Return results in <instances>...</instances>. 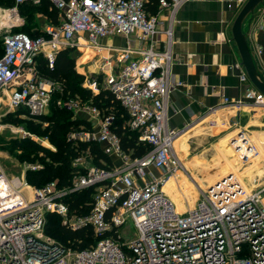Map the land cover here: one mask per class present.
I'll return each instance as SVG.
<instances>
[{
    "label": "built area",
    "instance_id": "2783aa9c",
    "mask_svg": "<svg viewBox=\"0 0 264 264\" xmlns=\"http://www.w3.org/2000/svg\"><path fill=\"white\" fill-rule=\"evenodd\" d=\"M42 1L15 0L13 6L0 8L4 48L0 94H9L12 109L45 113L60 83L38 73L37 57L43 54L53 67L59 51L80 46L83 37L88 42L85 49L103 54L105 88L127 110L129 128L151 149L133 157L111 129L113 114L70 99L67 106L90 116L86 119L91 128L72 129L68 140L99 142L106 154L116 155L121 163L111 168L92 166L75 174L70 187H60L57 180L30 185L25 173L40 165L27 164L22 177L0 169V264H264V183L255 179L253 188H248L234 173L227 174L183 212L163 190L166 181L183 168L175 143L185 130L168 125L167 105L171 91L180 84L171 74L174 18L187 0H158L157 12L149 10L147 0H48L59 10L58 24H46L37 37L13 32L24 23L20 5ZM164 10H168L165 19ZM160 33L164 39L158 40ZM117 35L126 38V46L99 42ZM240 77L248 79L245 74ZM223 103L264 110V93L251 86L242 97H224ZM237 136L244 145L234 150L247 164L251 155L246 150L257 157L258 149L244 132ZM237 140L232 137L230 144L236 145ZM89 187L95 188L91 208L77 214L65 199ZM49 213L59 215L73 230L91 226L99 239L83 249L53 239L45 230ZM130 221L135 238L122 242L119 230Z\"/></svg>",
    "mask_w": 264,
    "mask_h": 264
},
{
    "label": "crops",
    "instance_id": "0c3cea01",
    "mask_svg": "<svg viewBox=\"0 0 264 264\" xmlns=\"http://www.w3.org/2000/svg\"><path fill=\"white\" fill-rule=\"evenodd\" d=\"M245 2L246 0H187L176 11L173 24L171 74L172 80L180 84H177L170 93L167 120L171 128L183 129L185 133L178 137L175 144L180 140L184 143L185 140H191L196 136L206 142L208 137L222 134L232 124H238V120H261L256 114L253 116L251 111L255 109L249 105L237 108L233 104L223 103L224 97L236 100L242 97L247 87L253 86L249 79L241 80L240 75L234 72L233 65L236 61L239 66L241 59L233 39L232 24ZM20 13L22 15L21 10ZM161 14L164 19L167 18L168 10H164ZM38 17L36 21L38 30H43L46 24L53 23L50 17L45 14L42 16L41 12L38 13ZM19 28L20 26L15 27L14 30ZM242 29L252 53L256 72L264 80V4H258L245 16ZM156 39H164V35L160 33ZM79 42L85 53L81 54L76 63H80L88 51H95L91 48L85 50L84 46L88 43L85 38L81 37ZM99 42L114 47H124L127 44L126 38L120 35L100 38ZM134 44L139 45L138 42ZM258 48L262 51L259 52ZM242 71L244 72L243 68ZM261 112L264 114L263 111ZM239 132L242 131L237 129L230 134L227 133L226 139L220 142L229 154H235L238 162L230 161L224 155V162L228 168L231 165L241 167L244 165L239 161L234 145L227 144L230 136L233 134L235 137ZM253 133L261 134L259 146L260 149H264L261 147L264 144V132ZM246 137L248 138V135ZM263 159L264 155L260 159L253 158V161L248 163H252L250 166L256 168L258 162L254 164L253 162ZM111 160L114 166L121 163L116 155H111ZM202 169L204 173L213 170L212 167L204 168V166ZM214 176L206 179L207 185L215 181Z\"/></svg>",
    "mask_w": 264,
    "mask_h": 264
},
{
    "label": "trees",
    "instance_id": "16d2710c",
    "mask_svg": "<svg viewBox=\"0 0 264 264\" xmlns=\"http://www.w3.org/2000/svg\"><path fill=\"white\" fill-rule=\"evenodd\" d=\"M148 8L151 12H157L158 0H147ZM15 0H0L1 6H12ZM20 10L25 17L32 16L34 13L41 12L50 17V20L58 24L61 21L60 13L51 2L43 0L40 4L25 2L20 5ZM27 19V18H26ZM28 32L19 30L32 37L43 34V30L36 29V22L27 25ZM3 43L0 39V56L3 53ZM73 47H67L59 51L53 67H50L47 59L40 54L36 60L38 73L45 78L60 83V91L56 89L51 98L49 111L40 114L35 120H27L32 132L39 135L47 136L54 148H48L40 144L31 137H25L22 140L14 139L12 141V150L21 149L18 154L24 162L42 163V167L37 170H27L25 173L26 180L33 186H42L49 181L57 180L60 187L72 185L75 174L86 172L84 166L74 165L73 158L76 154L88 150L93 156V163L103 168L114 166L111 156L106 154L100 143L96 141L85 142L77 141V146H73L72 141L68 140V133L72 129L86 127L91 128L90 123L85 118H73L71 111L65 106L57 104L59 98L63 99H82L91 100V104L98 107L105 115L113 114L114 119L111 123V129L120 137L121 147L125 152L130 153L133 157L144 155L150 145L139 139L138 132L129 128L127 122L129 115L124 106L115 98L114 94L103 88L99 92L93 93L81 85L83 75L74 68L76 57ZM90 52V51H88ZM23 112L24 115H30L25 108H20L16 113ZM32 116V115H31ZM77 172V173H76ZM95 188L71 192L67 195L65 201L69 203L72 211L77 214L88 213L91 208L92 194ZM46 232L55 237L62 243L72 246L76 249H83L97 242L99 236L94 233L91 226L70 229L61 224V217L55 213L47 215Z\"/></svg>",
    "mask_w": 264,
    "mask_h": 264
},
{
    "label": "rangeland",
    "instance_id": "374dc122",
    "mask_svg": "<svg viewBox=\"0 0 264 264\" xmlns=\"http://www.w3.org/2000/svg\"><path fill=\"white\" fill-rule=\"evenodd\" d=\"M260 3L264 4V0H262ZM1 7H10V6H1ZM38 13L39 12L37 11L32 16H27V17H25L24 14H22L25 22L22 25H20L19 29L17 30L13 29V32H16L19 30H24L25 32H28L29 30L27 28V25L33 24L38 20L39 18ZM42 16H44V13H42ZM82 53H85V52H84V49L81 48V46L74 47L73 52L71 51V54H74V56L77 59L81 56ZM102 63H103V54L97 51H94V52L90 51L89 53L87 52L86 56L82 58V61L80 63H76L74 66L75 70L79 72L81 75H83L81 85L87 89H90L93 93L99 92L101 89L105 88L106 86L104 82L105 74L103 73L104 69H103ZM62 90L63 89L60 88V91ZM69 100L70 99L59 98L57 101V104H59L60 106H65L67 109H69L71 111L73 118H85L86 119V116H88L87 114H83L79 110H77L76 112L75 110L67 106V103L69 102ZM76 100L81 103L91 102V100H87V99L84 100L81 97L76 98ZM19 109L20 108L12 109L10 107L9 94L7 93L0 94V169L4 170V172L8 174L9 176L22 177L24 175V172L26 171L27 164L28 165L35 164V165L42 166V163L40 161L24 162L21 159V157L18 156V154L21 153L22 150L21 149H17V150L11 149L12 141L14 139L22 140L25 137H31L34 140L40 142V144L43 146H46L48 148H54V147L52 143L49 141V139L47 138V136H44V135L42 136L35 132H32V130L29 128L28 126L29 123L27 120L33 119L37 121V119H35L36 117H33V116H38V115L31 116V115H24L23 112L16 113V111H18ZM253 109H255L251 111L253 116L256 114L261 117V120H238V124L236 123L237 125L232 124L231 126H229L228 129H225L226 131L224 133L219 134L217 136L215 135V136L208 137L206 142L201 141V139H198L196 136L192 138L191 140L189 139L187 141L185 140L184 143H183V140H180L178 144H175V153L180 158L182 162V167H183L181 168L179 172H181V174L184 175V177H186L189 183H191L193 186L197 188V192L194 194H191V196L187 197L185 195H182L181 197H179L181 198L183 211H186L188 208L195 206L196 203L202 198L203 190L200 191L199 187H203L204 190L206 189L205 181H207L206 179L210 178L209 176L215 175L214 179L215 178L218 179L221 177L223 173L227 172L229 169L231 170L232 167L236 169L237 172L241 173L244 169L250 168L249 166L252 165V163L250 164L248 163V165L244 164L243 167L231 165L230 168H228V166H226L224 162L225 161L224 155L230 161L235 160L237 162V160L235 159L236 157L235 154L234 155L229 154L228 151L225 150L224 147L220 145L221 144L220 142L226 139L227 133L230 134L237 129H240L242 132H246L247 133L246 135H248L249 141L253 142L260 151L261 155L258 157V159H260L264 155V149L263 148L260 149V146H259L260 145L259 139H260L261 134L253 133V132H262V133L264 132V114H262L261 112V111L264 112V110L260 108H253ZM48 111H49V107L45 113H47ZM93 126H94V123H93ZM233 136H234L233 134L230 136L231 138L230 140L228 139L229 141H227V144L230 143ZM235 136L237 137L238 140H237V146L234 145V148L235 146L238 147V144L242 145V143H244L243 139L242 141L241 139H239L240 136H237V135ZM180 143H183V144H180ZM73 146H77V142H74ZM261 147H264V144ZM247 152L249 153V149H247ZM75 160H78L77 166L80 165V166L85 167V171H87L92 166H97L92 162L93 156H91L88 150L84 152H80L79 154H76V156H74L73 158V161ZM239 161H241L240 158H239ZM250 161H253L252 155H251ZM256 162H258V164L256 165V169H254L255 171H254L253 176L248 175L249 171L242 175V179L248 188H253L252 187L254 183L253 181L255 179L257 180V183H260V184L264 183V159L259 160V161L258 160L254 161L253 164ZM203 166L204 168L212 167L213 168L212 172L204 173V170L202 169ZM79 173H84V172H79ZM250 177H252L251 180H250ZM186 183H187L186 181L183 182V180L182 181L180 180L179 183L177 184V189L175 190V193H181V190H183L182 186L186 185ZM167 196L170 198V200L172 199L171 201L176 206L175 202L178 201L179 199H174L172 195L167 194ZM190 202H192V204ZM61 224L64 225L62 218H61ZM119 231L122 236V240H121L122 242H129L135 238L136 228L134 224L132 223V221H130L126 225L121 226ZM47 235L57 240L55 237L51 236L49 233H47Z\"/></svg>",
    "mask_w": 264,
    "mask_h": 264
},
{
    "label": "water",
    "instance_id": "95a60500",
    "mask_svg": "<svg viewBox=\"0 0 264 264\" xmlns=\"http://www.w3.org/2000/svg\"><path fill=\"white\" fill-rule=\"evenodd\" d=\"M262 0H246L242 8L239 10L238 14L236 15L234 22L232 24V35L233 39L236 42L241 62L239 66L237 65L236 61H234V72L237 75L245 74L251 84L260 92L264 93V80L260 78L257 74L252 53L246 38L245 33L242 29V22L245 16L251 12ZM242 68L244 72L242 71ZM228 174H231L229 172ZM224 177V176H223Z\"/></svg>",
    "mask_w": 264,
    "mask_h": 264
},
{
    "label": "bare ground",
    "instance_id": "6f19581e",
    "mask_svg": "<svg viewBox=\"0 0 264 264\" xmlns=\"http://www.w3.org/2000/svg\"><path fill=\"white\" fill-rule=\"evenodd\" d=\"M245 138H247V137H245ZM239 139H241V136H240V138ZM243 139V138H242ZM244 143H242V145H243ZM241 144L239 145L238 144V147H240V146H242ZM236 146H237V144H236ZM257 147V146H256ZM258 149V148H257ZM246 152H247V150H246ZM249 154L250 155H252L251 154V152H250V150H249ZM260 156V151H259V149H258V155H257V157H259ZM253 157V156H252ZM257 157H253V158H257ZM250 168H246V169H244L241 173H239V172H237V170L236 169H234L233 167L231 168V170L233 171V173H234V175L235 176H237V177H239L242 181H243V179H242V174H244V173H247L248 171V175L250 176H253L254 175V171L255 170H253L254 168H255V166H249ZM256 169V168H255ZM230 169L226 172V173H223L222 175H221V177L220 178H222L223 176H225V175H227L229 172H231L232 173V171H231ZM219 179V178H218ZM218 179H216L215 181H217ZM252 179V177H250V180ZM182 181L183 180V182L184 181H186L187 183H186V185H183L182 186V188H183V190H181V193H175V190L177 189V184L179 183V181ZM215 181H213L211 184H206V188L208 187V186H211ZM244 182V181H243ZM244 184H245V182H244ZM245 186H247L246 184H245ZM199 189H200V191H204V189H203V187H199ZM163 190L168 194V195H172V197H174V199H179L178 201H174L175 202V204H176V209H177V211H179V212H181V211H183L182 209H183V206H182V202H181V198H179V197H181L182 195H185V196H191V194H194V193H196L197 192V188L195 187V186H193L191 183H189L188 181H187V179H186V177H184V175H182L181 174V172H177V174L175 173V174H173L167 181H166V183L164 184V186H163ZM172 200V199H171ZM191 204H192V202H190ZM190 205V204H189ZM189 205H187V206H189ZM186 207V206H185ZM187 208V207H186Z\"/></svg>",
    "mask_w": 264,
    "mask_h": 264
}]
</instances>
